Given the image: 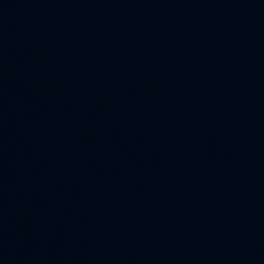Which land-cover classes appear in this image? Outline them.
I'll return each instance as SVG.
<instances>
[{
  "label": "water",
  "instance_id": "obj_1",
  "mask_svg": "<svg viewBox=\"0 0 264 264\" xmlns=\"http://www.w3.org/2000/svg\"><path fill=\"white\" fill-rule=\"evenodd\" d=\"M177 0H0V264H132Z\"/></svg>",
  "mask_w": 264,
  "mask_h": 264
}]
</instances>
